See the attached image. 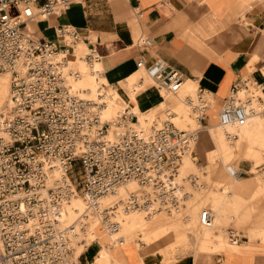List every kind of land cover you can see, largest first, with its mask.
<instances>
[{
	"label": "built area",
	"instance_id": "obj_1",
	"mask_svg": "<svg viewBox=\"0 0 264 264\" xmlns=\"http://www.w3.org/2000/svg\"><path fill=\"white\" fill-rule=\"evenodd\" d=\"M72 1L0 0V75L12 74L14 103L7 116L0 115V264H74L67 230L50 221L51 212L74 191L79 190L93 205L133 180L155 187L165 202L171 194L165 193L164 178H174L179 160L193 149L194 134L179 131L170 122L155 127L148 138L131 128L116 141L107 139L110 125L101 123L102 106L80 97L67 84L65 67L72 45L82 41L79 30L56 27L57 43L27 36L23 30L37 21L31 15L21 20L30 5L42 15L60 16L58 12H66ZM11 8L16 15L10 14ZM139 43L151 46L152 41ZM59 52L67 57L57 61ZM93 56L94 52L88 60ZM143 63L139 62V68ZM148 70L173 92L185 80L181 72L163 62ZM240 88L238 84L232 93ZM205 92L200 88L197 105L190 101L203 114L202 123ZM221 111L222 123L246 117L244 107L229 98ZM121 120L126 124L132 117L125 113ZM58 168L64 171L65 188L60 180L56 189H49V196H43L40 190L46 188L49 172ZM210 220V213L204 212L202 222Z\"/></svg>",
	"mask_w": 264,
	"mask_h": 264
},
{
	"label": "crops",
	"instance_id": "obj_2",
	"mask_svg": "<svg viewBox=\"0 0 264 264\" xmlns=\"http://www.w3.org/2000/svg\"><path fill=\"white\" fill-rule=\"evenodd\" d=\"M28 24L39 39L56 43L59 42L56 27L70 24L77 28L83 42L98 51L95 77L82 82L85 94L82 97L94 99L98 86L96 79L109 78L111 86L119 88V91L124 90L129 98L126 101L116 89V95L121 96L127 106H121L116 99L112 100V105L119 110L129 108L137 116L135 90L146 83L148 68L157 62H163L167 68L178 70L187 78L184 92L192 91V83L204 86L201 88L211 94L214 91L212 101L214 103L215 100L214 105H219L220 109L238 84L242 87L244 81L264 83L260 75L264 73V0H76L71 10L62 17L54 15L47 22L31 21ZM142 39H150L151 46L141 45L139 42ZM141 61L144 63L139 68ZM75 67L78 73L92 71L82 59L75 63ZM105 89L106 84L102 83L99 90L105 92ZM129 89H134L131 96ZM157 91L159 89L155 86L152 93L144 91L139 95L142 107L150 110L155 120L158 117L173 119L181 128H189L190 124L183 114L187 111L182 98L184 92L162 97L163 92ZM153 94L160 101L147 109L145 103ZM212 114L208 124L207 117ZM216 114L215 106L205 116L203 123L200 116L189 118L197 130H202L198 149L205 155L208 169L214 162L211 159L209 162V156L218 150L223 154L226 152L220 142L222 128L217 126L219 114ZM251 121V127L256 126L258 129L255 131L264 134V121ZM242 124L244 121L229 129L237 131ZM260 125L262 130L259 129ZM207 127L212 128L210 132L203 130ZM203 134H206V139H203ZM227 152L232 153L233 150ZM245 167L247 169L248 166ZM243 182L242 186H248ZM132 191L139 199L146 196V192L137 187ZM256 197L250 198L259 199ZM113 201L115 198H110L108 204ZM256 210L260 211L256 214L257 224L264 228V210ZM109 239L113 252L114 238ZM90 247L85 249L89 250ZM119 248H127V242ZM234 249L228 253H216L221 256L220 264H264V242L247 241Z\"/></svg>",
	"mask_w": 264,
	"mask_h": 264
},
{
	"label": "bare ground",
	"instance_id": "obj_3",
	"mask_svg": "<svg viewBox=\"0 0 264 264\" xmlns=\"http://www.w3.org/2000/svg\"><path fill=\"white\" fill-rule=\"evenodd\" d=\"M75 1L76 0H73L68 5V7L66 8V12H58L60 13V17L71 10ZM27 15L36 16L37 22H47L50 18V16L48 15L40 14L38 9L31 5L23 13L21 20H26ZM66 26L74 28V26L70 24H66ZM25 34L35 39H39V37L35 35H29L27 33ZM88 40L94 43L90 38H88ZM91 49L92 48H90L85 42H83V40L76 44H73L70 50L71 55L68 57V63L65 67V75H67L68 82L67 84H69V87L72 88V91L74 93H78L80 97H82V95L85 96L81 85L82 82L86 78L95 77L94 72L97 69V66L95 64L98 59V51L94 49V51H91ZM93 52L94 56L91 60H88V56ZM66 57V53L59 52L56 60L61 61ZM80 59L83 60L84 64L89 70H92L90 71V73L76 72L75 63ZM104 73H106V70H104ZM147 75L148 79L153 83V85L158 87V89L167 96H177L186 90L188 82L187 78H185L179 90L173 92L167 90L165 86L158 83L149 73V70L147 71ZM11 79L12 74L9 72L0 75V86L5 84V87H0V94H4L2 98L0 97L2 99V101H0V115L7 116L14 107L11 91ZM149 80H147L146 83H142L141 87L135 90L134 96L136 95L135 97L137 106H142L139 100V95L144 91L147 92ZM96 81L98 82L97 92L95 94L96 97L91 100H88L86 98L85 100L91 101L92 104L97 105L98 107L102 106L101 110L99 111V116L102 124L108 123L110 125L107 134L108 140L116 141L125 130L131 128L135 129L136 132H140L145 138H148L152 134L155 127L161 128L164 123L170 122L177 130L194 134L192 147L193 149H195L197 146L199 147L202 130H183L175 125V123H173L172 121L157 122L156 120H152L154 118L151 113L149 115H145L143 119H140L139 117L141 115L138 117L136 114L132 113L129 108L119 110L116 106L112 105V100L116 99L118 102H120V105L123 106L124 99L121 97L122 95L119 92V88L111 86L109 78H102L100 79V81L99 79H96ZM102 83L106 84L105 92L103 90H99ZM201 86L202 85H198L196 92L187 96L184 102L185 106L195 115L200 116V118L203 114H201L200 111L195 110L196 107L194 105H197L199 103L198 96L200 94ZM116 89L121 96L116 95ZM132 92L134 93V89H129L130 96ZM241 93H244L243 96H241ZM212 100L213 94H211V92L206 89V92L203 96V101L206 103V109L204 112L206 115L209 114L210 110H214L215 105ZM229 100L233 101L234 105L243 106L246 112V117L241 120H236L235 122L231 123H222L220 119V115L222 113L221 107L218 116L219 123L217 121V126L221 127L225 131V138L231 141L233 139V136L228 131L229 128H235V126L239 122H246L250 118H264V83L257 84L244 81L242 87L238 91L230 94ZM190 101H193L194 105H192ZM125 113L133 116L131 122L126 124L121 120L122 115ZM211 129V127H207L203 130H205L206 132H210ZM193 149H191L189 153L183 155L179 160L178 167L176 168L177 170L173 175L174 178L170 180L169 178H164V183L166 186L164 188L165 193L167 192L168 194H171V197H167L164 199L165 202H162L158 197L159 194L156 191L155 187L146 185L143 186L135 180L117 186L115 190L110 191L102 196L98 200V202L93 205L86 201V199H84L82 195V197L79 198L77 191H74V193L72 192V197L68 199V201L61 203L55 211L51 212L49 214V218L51 219L50 221H55L60 229H63L64 231L67 230L66 234L69 238V245L71 249H73V263L80 264V258L83 255V252H80L81 248H86L87 246H90L92 244L100 245L101 241V249L96 250L94 249V247H90L89 249L92 258L90 264H111L112 262L114 264L115 261L112 260L110 252L106 247H104L103 242L106 237H111L114 238L113 243L116 246L124 247L126 245V234L122 233V225L118 221V214L121 211L125 215L130 214L134 219L142 216L136 226L137 238L139 240H141L142 238V232L138 230L146 229L153 223L154 220H156V218H159L161 216L176 217L182 215L183 206H185V204L189 203L194 198V195L187 191L185 186H188V183H191L193 188L201 187L196 191L200 192L204 190V188L202 187L203 185L200 184L199 179L197 178V175L195 173L196 171L203 172L204 170H208V166H206L204 169L196 167L195 163L192 160ZM195 160H197V158ZM222 165L225 167L231 178H233L234 180L239 179L236 182H241L243 180L241 179L242 173H240L237 168H234L232 166L227 167V165L224 164ZM60 180H63L60 184H62L65 188L64 183L67 180L64 177L63 170H60V168H58L49 172L46 188L40 190V194H42L43 196H49V189H56L57 182ZM231 185L227 184L225 185V187L231 191L233 190V187ZM136 187L138 190L146 192V196L144 198L139 199L136 197L135 191H132ZM125 189L128 190V192H125V195L122 196L121 194H123L122 192H124ZM207 192L208 191H205V193ZM110 198H115V201H113V203L111 204H108V200ZM204 212H209L211 216V220L206 223L202 222ZM217 215L218 213L216 212V210L212 211V208H208L207 210L202 211L199 217L200 225L203 228H206L205 230L213 229L215 227V220ZM239 237H242L240 233L233 230L227 231V242L231 247L236 248L239 246ZM182 258H185L184 252L182 250H176L168 256L167 263L176 264Z\"/></svg>",
	"mask_w": 264,
	"mask_h": 264
},
{
	"label": "rangeland",
	"instance_id": "obj_4",
	"mask_svg": "<svg viewBox=\"0 0 264 264\" xmlns=\"http://www.w3.org/2000/svg\"><path fill=\"white\" fill-rule=\"evenodd\" d=\"M9 12L12 16L16 15L14 8H11ZM23 30L29 35H36L33 33V28L29 27V24L24 26ZM260 75L264 80V73ZM148 82L147 91L152 93L155 86L150 80ZM198 85L192 83V91H190L192 93L184 92L182 94L184 102L187 96L196 92ZM0 87H5V84ZM159 91L157 92L159 93ZM119 92L126 101H129L124 90L121 89ZM212 93L215 96L214 91ZM3 95L1 93L0 97L2 98ZM162 95V97H167L164 93ZM1 98L0 101H2ZM125 100L123 101V107L127 106ZM159 101L156 95H151L150 99L145 103L146 108L156 106ZM214 103H216L215 100ZM215 106L216 112L219 114L220 107L216 104ZM186 110L183 114L190 124L189 128H181L177 124V121L173 119L167 120L158 117L156 120L160 122L172 121L183 130L196 129L197 126L195 127V123L189 121V118L192 117L194 119L197 115L187 109V107ZM130 111L133 113L132 110ZM136 112L138 116L141 115L140 119H143L146 114L149 115L151 113L150 110H145L142 106H138V111ZM131 117L133 116L131 115ZM210 117H213V114L207 117L208 124L210 123ZM253 119L264 121V118H252L244 122L237 131L229 129L228 131L233 136L231 141L225 138V131L222 129L220 142L224 145L226 152L223 154L218 150L211 157H208L209 162L210 159L211 161L214 160L208 170H204L203 172L196 171L195 174L200 184L203 185L204 190L200 192L196 191L201 187L193 188L191 183L185 186L187 191L194 195V198L183 206L182 215L156 218L146 229L138 230L142 232V238L139 240L137 238L136 226L142 216L134 219L130 214L125 215L122 211L118 214V221L122 225V233L126 234L127 248L121 249L113 245L114 247L112 248L114 249L112 250L114 251L111 252V246L108 243L110 241L109 237H106L103 242L104 247L110 252L112 260L115 261L114 264H168V256L176 250H182L185 257L182 258L183 260L180 259L176 264H220L221 256L216 253H228L229 250H235L227 242L228 230H234L242 235V237H239L240 244H245V242L252 240L264 242V228L261 227V224H257L256 216V214L260 213L256 209L264 210V134L260 133V131H255L258 129L256 126L251 127V120ZM259 129L262 130L261 125ZM202 137L206 139V134H203ZM227 150H233V152L229 153ZM222 157H226V159H222ZM196 158L197 160H195ZM192 160L196 167L204 169L207 165L205 155L201 153L198 146L193 149ZM222 164L239 168L244 182L243 180L241 182L234 181ZM245 166H248L247 169H245ZM76 177L75 170L73 174L74 181H76ZM242 182L247 183L248 186H242ZM231 183L233 190L230 191L225 185ZM205 191L208 192L205 193ZM125 192L127 193L128 190L125 189L121 195H125ZM77 194L79 198L82 197L79 190ZM251 196H258L256 198L259 199L252 200ZM208 208H212V211L216 210L218 213L215 227L211 230H205L206 228H203L199 222L201 212ZM226 245L228 250L224 248ZM93 247L96 250L101 249V241L100 245L92 244L91 248ZM80 252H83L80 264H90L92 258L90 257L89 250L81 248Z\"/></svg>",
	"mask_w": 264,
	"mask_h": 264
}]
</instances>
